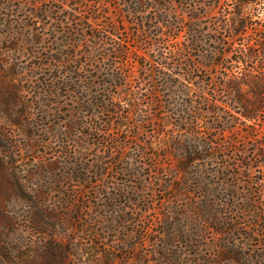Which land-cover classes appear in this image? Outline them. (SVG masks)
Returning a JSON list of instances; mask_svg holds the SVG:
<instances>
[{"label": "rangeland", "instance_id": "rangeland-1", "mask_svg": "<svg viewBox=\"0 0 264 264\" xmlns=\"http://www.w3.org/2000/svg\"><path fill=\"white\" fill-rule=\"evenodd\" d=\"M262 42L264 0H0V264H264Z\"/></svg>", "mask_w": 264, "mask_h": 264}, {"label": "trees", "instance_id": "trees-1", "mask_svg": "<svg viewBox=\"0 0 264 264\" xmlns=\"http://www.w3.org/2000/svg\"><path fill=\"white\" fill-rule=\"evenodd\" d=\"M250 2L255 3L256 0ZM260 49L264 58V42L260 44ZM255 71L251 70L246 74L245 84L249 89V98H239L241 105L244 106L241 115L249 121L256 120L264 112V72Z\"/></svg>", "mask_w": 264, "mask_h": 264}]
</instances>
